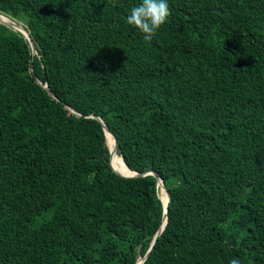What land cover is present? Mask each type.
I'll list each match as a JSON object with an SVG mask.
<instances>
[{
	"label": "trees",
	"instance_id": "trees-1",
	"mask_svg": "<svg viewBox=\"0 0 264 264\" xmlns=\"http://www.w3.org/2000/svg\"><path fill=\"white\" fill-rule=\"evenodd\" d=\"M139 2L0 0V264L139 263L117 156L143 264H264V0Z\"/></svg>",
	"mask_w": 264,
	"mask_h": 264
},
{
	"label": "clouds",
	"instance_id": "clouds-1",
	"mask_svg": "<svg viewBox=\"0 0 264 264\" xmlns=\"http://www.w3.org/2000/svg\"><path fill=\"white\" fill-rule=\"evenodd\" d=\"M170 15L169 0H140L128 11L125 21L141 33L145 41L150 42ZM229 264H241V259L234 257Z\"/></svg>",
	"mask_w": 264,
	"mask_h": 264
},
{
	"label": "water",
	"instance_id": "water-1",
	"mask_svg": "<svg viewBox=\"0 0 264 264\" xmlns=\"http://www.w3.org/2000/svg\"><path fill=\"white\" fill-rule=\"evenodd\" d=\"M1 22H3L4 24H6V25L12 27V28L15 29V30L20 31V32H21V33H22V34H23V35L29 40V43H30V46H31V49H32V53H33V54H36V50H35L34 43H33V41L30 39V36H29L28 32L26 31V29H25L22 25L16 23L15 21L11 20L10 18H9L8 21H1ZM43 87L46 89V91H47V92H48L53 98H55L56 100H58V98L56 97V95L50 90V88L47 86V84H44ZM69 109H70V108H69ZM70 110H71V109H70ZM71 111L74 112L73 110H71ZM74 113H75V112H74ZM88 116H89V117L96 118V119H98V120L102 123L103 128L106 129V131L109 132V133L113 136L114 143H115V148H116V150H117V140H116V138L114 137V135L112 134V132L109 130V128L107 127V125L105 124V122H104L100 117H97L96 115L91 114V115H88ZM111 155H112V153H111V151H110V157H111ZM121 158H122V157H121ZM123 162H124V161H123ZM124 164H125V163H124ZM125 165H126V164H125ZM126 167H127L130 171H132L133 173L130 174V175H123V174H121V175L126 176V177H139V176H145V175H147V174H152V175H154V176L157 178V180H158V186L161 185V187L165 190V192H166V194H167V203H166V205H165L164 208H163L162 223L160 224L159 228H158L157 231L155 232V234H154V236H153V238H152V240H151V243H150V245H149V248H148L147 252L145 253V255H144L143 257H141V258L139 259V264H143V262L145 261V259H146L147 255H148V253H149V252L151 251V249L153 248V245H154V243H155L157 237L161 234L162 230H163L164 227H165V224H166V221H167V210H168V202H169V200H170V195H169L168 191L166 190L165 186L163 185V182H162L161 178H160L156 173H154L153 171L137 172V171H134V170L130 169L127 165H126ZM116 172H117V171H116ZM119 174H120V173H119ZM137 262H138V261H137ZM137 262H136V263H137ZM136 263H135V264H136Z\"/></svg>",
	"mask_w": 264,
	"mask_h": 264
},
{
	"label": "bare ground",
	"instance_id": "bare-ground-1",
	"mask_svg": "<svg viewBox=\"0 0 264 264\" xmlns=\"http://www.w3.org/2000/svg\"><path fill=\"white\" fill-rule=\"evenodd\" d=\"M9 20V17H7L6 15H4V14H0V23H3V22H1V21H8ZM109 132H107V134H108ZM110 134V133H109ZM110 136L112 137V135L110 134ZM108 147H109V150L111 151V153H112V156H113V158H115V151H114V140H112L111 141V147L108 145ZM117 156V155H116ZM117 161L118 162H120L122 165H123V167L126 169V171L128 172H123V173H125V174H128V175H130V174H132L133 172L132 171H130L127 167H126V165L124 164V162H123V159L120 157V156H117ZM161 193H160V198H161V200H162V203H163V205L165 206L166 205V203H167V194H166V196L164 195V189L161 187ZM137 264H139V263H137Z\"/></svg>",
	"mask_w": 264,
	"mask_h": 264
},
{
	"label": "rangeland",
	"instance_id": "rangeland-1",
	"mask_svg": "<svg viewBox=\"0 0 264 264\" xmlns=\"http://www.w3.org/2000/svg\"><path fill=\"white\" fill-rule=\"evenodd\" d=\"M162 192V191H161Z\"/></svg>",
	"mask_w": 264,
	"mask_h": 264
}]
</instances>
